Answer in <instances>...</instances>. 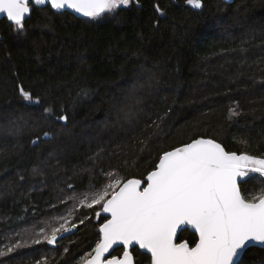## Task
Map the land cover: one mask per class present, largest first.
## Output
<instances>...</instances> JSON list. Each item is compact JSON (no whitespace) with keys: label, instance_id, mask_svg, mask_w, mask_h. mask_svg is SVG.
Instances as JSON below:
<instances>
[{"label":"trees","instance_id":"16d2710c","mask_svg":"<svg viewBox=\"0 0 264 264\" xmlns=\"http://www.w3.org/2000/svg\"><path fill=\"white\" fill-rule=\"evenodd\" d=\"M202 1L131 0L96 19L32 5L23 31L0 20V250L28 243L0 264H82L106 217L98 207H77V230L55 245L31 241L108 172L146 176L162 150L198 137L264 156V0ZM245 180L248 194L264 188L257 173ZM194 233L178 241L193 246ZM244 259L264 264V247Z\"/></svg>","mask_w":264,"mask_h":264},{"label":"snow or ice","instance_id":"6c2138e0","mask_svg":"<svg viewBox=\"0 0 264 264\" xmlns=\"http://www.w3.org/2000/svg\"><path fill=\"white\" fill-rule=\"evenodd\" d=\"M130 2L0 0V14L23 31L24 21L32 11L30 4L47 3L55 10L71 9L96 19ZM186 3L194 9L203 7L202 0ZM20 93L24 100H33L32 94L23 88ZM230 112L238 115L235 109ZM67 119L65 115L58 117L61 121ZM50 135L43 133L44 137ZM39 140L38 136L33 143ZM252 173L264 177V156L229 152L215 139L193 138L179 147L162 150L146 176L126 178L118 172H108L107 182L100 187L90 186L88 191L78 194L74 191L68 199L76 203L68 216L56 218L58 223L50 226V231L42 227L31 243L55 245L58 237L77 227L70 219L77 207H98L96 218L102 213L107 216L99 226L98 242L82 258V264H135L130 251L135 246L150 253V264H246L244 257L251 247H264V188L248 194L240 186ZM86 219L89 218L84 217L79 223ZM184 226L198 234L194 246L187 240L177 242ZM120 245L122 256L112 255L114 246ZM27 246V241L10 244L6 251L0 250V257Z\"/></svg>","mask_w":264,"mask_h":264},{"label":"water","instance_id":"95a60500","mask_svg":"<svg viewBox=\"0 0 264 264\" xmlns=\"http://www.w3.org/2000/svg\"><path fill=\"white\" fill-rule=\"evenodd\" d=\"M224 2H226V3H233L235 0H223ZM202 3H203V1H202ZM32 5L33 4H30V8H32ZM45 5H49V4H44V5H36V6H45ZM186 5L187 6H189V7H191L192 8V6H190V5H188L187 3H186ZM194 9V8H193ZM201 9V8H200ZM195 10H199V9H195ZM58 11H69V12H71V13H73L74 15H76V16H78V17H84L83 15H81V14H79V13H76L74 10H71V9H63V10H58ZM31 13V12H30ZM3 18H6V15H4V14H0V20L1 19H3ZM218 142V141H217ZM220 143V142H219ZM226 149V148H225ZM226 151H228L227 149H226ZM238 154V153H237ZM247 178V177H246ZM245 178V179H246ZM105 216H107V214H104ZM110 218V217H109ZM185 227V229H190V230H192L193 232H195V230L194 229H191L190 228V226H184ZM77 230V228H73L71 231H69V232H66V233H63V235H62V237H59V238H64V237H66V236H68V235H70V234H72L73 232H75ZM181 232H179L178 233V236H179V234H180ZM198 235V234H197ZM177 242H180V241H178L177 240ZM119 247H123L122 245H120V246H114V250H112V255H114L113 253H114V251H115V249L116 248H119ZM135 247H138V246H135ZM261 247V246H260ZM139 248V247H138ZM134 249V248H133ZM133 249H130V251H132ZM142 251H144V252H146L147 253V250H144V249H141ZM132 254H133V252H132ZM149 255H150V253H148ZM116 256H118L119 257V255H116ZM122 256V255H121ZM133 257H134V255H133ZM134 261H135V258H134ZM135 264H136V262H135Z\"/></svg>","mask_w":264,"mask_h":264},{"label":"rangeland","instance_id":"374dc122","mask_svg":"<svg viewBox=\"0 0 264 264\" xmlns=\"http://www.w3.org/2000/svg\"><path fill=\"white\" fill-rule=\"evenodd\" d=\"M65 216V215H64ZM61 217V216H60ZM59 218V217H58ZM58 223V219H56L55 221H54V224L56 225ZM42 228V227H41ZM39 231H40V229L38 230V232L37 233H39ZM36 233V234H37ZM36 234L34 235V237L33 238H35L36 237ZM81 263H82V260H81Z\"/></svg>","mask_w":264,"mask_h":264},{"label":"flooded vegetation","instance_id":"af4514ba","mask_svg":"<svg viewBox=\"0 0 264 264\" xmlns=\"http://www.w3.org/2000/svg\"><path fill=\"white\" fill-rule=\"evenodd\" d=\"M192 246V245H191ZM194 246V245H193Z\"/></svg>","mask_w":264,"mask_h":264}]
</instances>
